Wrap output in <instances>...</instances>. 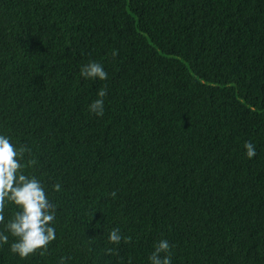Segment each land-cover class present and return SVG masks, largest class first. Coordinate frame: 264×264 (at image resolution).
<instances>
[{"label": "trees", "instance_id": "obj_1", "mask_svg": "<svg viewBox=\"0 0 264 264\" xmlns=\"http://www.w3.org/2000/svg\"><path fill=\"white\" fill-rule=\"evenodd\" d=\"M0 134L56 205L46 255L9 235L0 264H150L161 239L171 264H264V0H0Z\"/></svg>", "mask_w": 264, "mask_h": 264}, {"label": "clouds", "instance_id": "obj_2", "mask_svg": "<svg viewBox=\"0 0 264 264\" xmlns=\"http://www.w3.org/2000/svg\"><path fill=\"white\" fill-rule=\"evenodd\" d=\"M112 55H117L116 50ZM80 75L86 79H107L103 66L96 61L82 65ZM106 94V88H101L97 92L98 98L88 106L90 112L103 116ZM244 148L248 158L255 156V146L252 142H245ZM30 152L31 149L24 145L17 148L10 142L9 137L0 134V224L4 225L3 231H0V245L7 244L10 235L14 238L10 244V251L21 258H27L37 251L41 256L46 255L48 245L56 239L55 228L51 226L56 216V205L48 199L42 183L35 176L23 172L25 167L36 164L35 159L21 163L25 153ZM52 187L56 192L61 190L59 183ZM109 195L115 198L116 193L112 192ZM6 203L15 205L18 210L14 211L5 223ZM107 240L118 245L122 240L131 242V237H122L119 228H112L108 232ZM105 252L112 254L114 249L106 248ZM66 259L61 257L59 264H65ZM148 259L150 264H171L169 242L165 239L158 241Z\"/></svg>", "mask_w": 264, "mask_h": 264}]
</instances>
